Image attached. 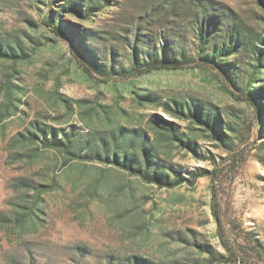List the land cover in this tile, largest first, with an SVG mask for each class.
<instances>
[{"label": "rangeland", "instance_id": "374dc122", "mask_svg": "<svg viewBox=\"0 0 264 264\" xmlns=\"http://www.w3.org/2000/svg\"><path fill=\"white\" fill-rule=\"evenodd\" d=\"M42 1L0 0V40L20 42L25 52L16 61L0 58V216L12 218L19 209L24 191L14 184L20 179L56 180L60 188L44 196L40 230L19 239L14 219L0 223V264H109L131 256L153 264H199L210 252H223L210 211L208 177L200 178L194 187L160 189L98 163H65L61 154L48 149L29 156L33 155L29 147L11 145L30 121L82 126L77 114L71 119L66 116L57 91L73 101L111 105L114 113L121 111V123L130 127H148L152 118L187 125L162 107L138 106L132 90L141 89L157 93L162 102L197 97L215 107L225 120L238 115L240 138L255 140L251 111L228 96L212 72H156L134 83L101 84L88 78L68 46L42 24L41 10L49 0ZM162 1L111 0L88 24L70 12L62 13L64 0H56L53 10L75 31L96 33L99 47H111L123 55L136 33L159 37L174 27L171 18L165 19L152 8ZM214 1L254 36L264 34V0ZM185 27L175 30L176 39L191 45L193 34ZM237 59L239 67H248L252 61L245 51ZM120 60L128 66L123 56ZM10 102L18 105L16 113ZM10 112L15 115L5 118ZM97 121L93 122L95 128H106V123ZM254 147L224 197L229 215L264 245V133ZM196 149L193 154L176 148L171 154L174 164L183 171L212 169L211 161L204 157H218L226 151L221 142L202 134Z\"/></svg>", "mask_w": 264, "mask_h": 264}, {"label": "trees", "instance_id": "16d2710c", "mask_svg": "<svg viewBox=\"0 0 264 264\" xmlns=\"http://www.w3.org/2000/svg\"><path fill=\"white\" fill-rule=\"evenodd\" d=\"M110 1L64 0L60 8L62 13L70 12L88 24L92 22V16L102 12ZM55 3L56 0L44 3L41 22L68 46L78 67L88 78L101 84L134 83L156 72H212L221 82L223 91L251 111L255 140L240 138L238 115L225 120L215 107L202 103L197 97L171 98L170 102H162L157 93L141 89L132 90L138 106L162 107L166 113L187 125L152 118V125L148 127H130L121 123V111L114 113L111 105L93 104L89 100L73 101L57 91L60 101L66 106V116L71 119L77 114L86 129L74 124L59 127L34 120L13 137L11 145L15 148L29 147L33 152L29 156H38L41 149H48L61 154L65 163H98L109 170L136 176L160 189H175L183 185L194 187L200 178L208 177L210 211L217 224L216 236L223 252H210L199 264H264L263 243L229 215L224 197L254 150L255 141L264 133V34L254 36L253 31L237 21L231 12H225L214 0H165L152 8L165 19L171 18L174 27L159 37L136 33L134 40L126 43V52L120 55L114 48L99 47L95 43L96 33L83 35L69 27L57 17L58 11L53 10ZM184 25L192 31L191 45L189 41L176 39L175 30ZM23 48L20 42L0 40V58L22 59L25 55ZM243 51L252 59L247 63L248 67H239L237 55ZM122 56L128 61V66L120 60ZM10 106L16 113L18 105L10 102ZM15 113H6L4 117L10 118ZM97 119L106 123L105 129L93 126L94 121L99 122ZM201 134L221 142L226 147L225 154L204 157L211 161L212 169L183 171L174 164L171 154L176 148L197 154ZM48 182L20 179L14 184L18 191L23 189L24 199L14 217L0 216V223L14 219L19 228V239L40 230L42 215L45 214L44 196L60 188L58 181ZM109 264L153 263L131 256Z\"/></svg>", "mask_w": 264, "mask_h": 264}]
</instances>
